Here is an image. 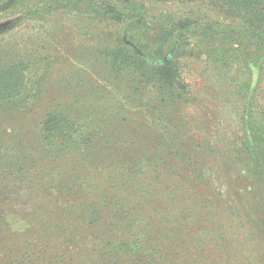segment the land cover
Segmentation results:
<instances>
[{
    "label": "rangeland",
    "instance_id": "rangeland-1",
    "mask_svg": "<svg viewBox=\"0 0 264 264\" xmlns=\"http://www.w3.org/2000/svg\"><path fill=\"white\" fill-rule=\"evenodd\" d=\"M5 4L0 2V7L6 8ZM140 7L141 12L142 7L147 11L141 18L149 22L161 11L176 17H202L176 33L161 58L142 53L149 61L179 59L193 99L186 105L162 108L156 105V89L149 85L143 94V109L131 110L132 117L142 120L132 141L127 145L120 139L112 147L84 150L42 144L40 124L47 113L68 110L76 131L85 132L90 119L103 114L100 94L91 96L89 87L99 83L101 67L91 53L94 41L85 34L97 24L81 21L64 7L54 14V24H43L46 32L42 33L39 23L32 25L33 20L0 10V61L28 62L26 95L19 94L0 107V180L6 179L8 187L0 201V216L4 217L0 229L3 224L13 231L25 228L20 216L35 223L30 210L35 196L32 188L41 184L37 172L45 168L50 173L45 180L58 183L59 178L66 179L61 176L69 164L84 173L79 163H89L85 175L91 186L86 188L85 181L82 190L71 193L77 228L91 211L86 208L87 214L79 209L81 201L98 205L101 227L122 217L115 206L121 202L119 192L100 183L99 173L106 168L124 178L122 183L134 189L141 201L138 215L142 222H136L129 233L136 228L137 242L144 240L154 248L146 252V262L264 264V162L248 154L253 151L248 113L264 85V33L211 0L146 2ZM203 30L237 42L235 49L245 52L232 57L227 67L206 65L197 44ZM145 112L148 118L141 116ZM169 133L174 142H162L161 137L168 139ZM16 170L29 173L27 177L36 179L34 184L9 180L8 172ZM123 226L122 231L129 230Z\"/></svg>",
    "mask_w": 264,
    "mask_h": 264
},
{
    "label": "trees",
    "instance_id": "trees-1",
    "mask_svg": "<svg viewBox=\"0 0 264 264\" xmlns=\"http://www.w3.org/2000/svg\"><path fill=\"white\" fill-rule=\"evenodd\" d=\"M167 1L174 0H0L6 2V8L2 5L0 10L17 13L26 21L33 20L32 25L39 23L42 33L46 32L43 30V24L48 26L54 24V14L64 7L75 12L81 17V21H86L89 25L97 24L96 29L87 28L85 34L94 41L91 53L95 59L94 63L101 67L99 83L95 88L89 87L91 96L100 94L99 102L103 114L90 119L87 131L77 132L76 122L70 113L67 114L68 110L65 114L58 110H55L57 111L55 113H47L40 124L42 144L66 149L78 146L77 149L84 150L101 146L112 147L123 139L128 145L136 133V127L142 124V120L131 116V110L138 107H141L140 111L143 109V94L149 85L156 89V105L162 108H174L191 102L192 89L182 75V64L179 59L160 62L149 61L144 57L146 55L151 59L161 58L176 33L202 19L200 15L191 17L189 14L176 17L167 11L159 12L158 16L153 14L152 22L141 18L140 14L147 12L143 11V7L141 12L142 3L153 2L156 5L165 4ZM211 1L227 6L228 11L240 16L251 26L255 25L264 33V2ZM197 44L203 49L201 59L208 66L227 67L232 57L238 53L239 58L240 54L245 52L235 49L237 42L221 40L213 36L210 30L200 32ZM262 64L264 70V59ZM26 65L28 62L24 59L15 63L0 61V107L9 104V101L19 94L26 95ZM256 96L255 107L248 113L250 142L253 145V151L248 154L250 158L262 163L264 85L260 87ZM88 109L90 108L86 110ZM141 116L148 118L147 112ZM171 139L170 133L168 139L161 137L164 143H167V140L173 143L174 140ZM254 143H257V148ZM79 164L84 167V173L74 171L69 164L66 174L61 176H66V179L59 178L58 183H54L52 179L45 180L50 174L45 168L37 172V176L40 177L37 179L41 184L32 188L35 196L31 207L33 209L30 210V220L34 219L36 224L20 216L27 229L22 227L13 231L11 227L2 225L0 264H153L151 261L146 262L145 256L147 251L154 252V248L144 240L137 242L140 237L135 234L136 228L129 233L136 222H142L141 215H138L141 201H137L134 189L122 183L124 178L117 175L115 170L103 168L104 171L99 174L100 183L105 184L104 187L107 186L106 188L112 192H119L121 202L115 203V206L122 216L120 221H112L109 226L101 227L98 221L100 217L98 205L89 206L81 201L77 207L84 209L86 213V208H90L91 211L87 213L89 217L85 218L84 223H78L82 227H76L73 220L77 212L72 211L71 203L75 199L71 200V193L73 189L82 190L85 181L86 188L91 186L85 175L90 164ZM8 173L11 177L9 180L17 181L18 184L26 183L32 186L36 180L27 177L29 173L23 171ZM8 173L3 172L4 178ZM5 181L7 180H0V201L8 188ZM126 190L127 193L124 194ZM0 221H4L3 215L0 216ZM123 224L127 225L128 231H122Z\"/></svg>",
    "mask_w": 264,
    "mask_h": 264
}]
</instances>
